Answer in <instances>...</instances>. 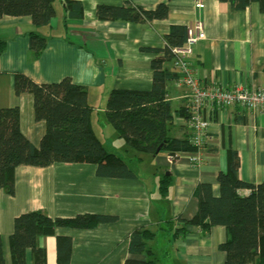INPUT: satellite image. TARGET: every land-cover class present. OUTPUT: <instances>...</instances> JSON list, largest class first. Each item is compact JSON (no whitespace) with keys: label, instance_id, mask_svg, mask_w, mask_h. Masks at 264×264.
<instances>
[{"label":"crops","instance_id":"1","mask_svg":"<svg viewBox=\"0 0 264 264\" xmlns=\"http://www.w3.org/2000/svg\"><path fill=\"white\" fill-rule=\"evenodd\" d=\"M125 1L81 0L82 18L71 19L59 0L54 4L56 16L51 26L43 29L35 27L29 16H5L0 20V41L5 43L0 57V109L18 107L24 136L39 148L47 125L35 118L33 94H16L15 75L23 74L38 84L70 78L87 88L97 137L108 151L124 158L138 176L130 180L101 178L96 167L88 163L17 167L15 194L0 190V235L6 264H14L10 237L15 218L36 210L51 218L86 214L119 218L116 223L92 229L59 228L55 235L39 237L38 245L46 250L47 264H63L58 260L59 237L73 240L69 264H125L132 257L130 235L139 227L157 232L150 243L158 250L157 264H224L227 256L219 245L227 240L225 227H214L203 235L199 227L190 226L184 237L171 244L161 231L164 223L178 217H195L199 207L196 190L201 183H210L215 195H219L217 178L228 171L231 150L239 154L241 180L254 185L264 181L262 113L234 105L209 115L205 160L198 165L191 163L190 153L174 159L166 153L142 155L130 148L105 118L112 90L152 89V61L159 56L153 50L165 46V37L174 25L189 26L197 21L205 24L206 39L195 45L190 59L202 87L264 88V13L259 3L235 9L222 0H128L148 10L166 3L169 15L164 20L145 23L98 20L99 5L120 6ZM33 31L47 37V45L38 56L30 48ZM165 66L176 70L173 59ZM179 74L180 78L170 82L166 90L174 114L171 135L184 138L191 137L188 119L182 115L184 109L188 110L189 97ZM165 177L170 184L163 195L159 188ZM158 238L168 244L160 245ZM26 260L34 264L31 250Z\"/></svg>","mask_w":264,"mask_h":264},{"label":"trees","instance_id":"2","mask_svg":"<svg viewBox=\"0 0 264 264\" xmlns=\"http://www.w3.org/2000/svg\"><path fill=\"white\" fill-rule=\"evenodd\" d=\"M222 1L230 2L235 9H244L257 2L264 13V0ZM54 2L0 0V20L5 16H29L35 27L47 28L56 16ZM62 3L69 18H82L81 0H62ZM96 15L101 21L145 23L166 19L169 6L162 3L148 10L127 0L120 6L101 4L97 7ZM186 37L187 26L174 25L165 37V46L153 50L159 56L152 61L154 76L151 90L116 89L108 95L106 121L134 150L152 156L166 153L173 158L198 151L191 143V137L171 135L174 114L166 90L170 82L180 78V74L168 69L165 64L172 61L173 48L184 45ZM4 44L0 41V57ZM46 45L45 35L36 31L31 33L30 48L35 56L40 55ZM14 88L17 95L33 94L35 118L46 122L47 131L40 147L36 148L21 130L19 108L0 109V190L15 194V170L22 165L45 168L55 163H88L96 167L97 176L101 178H138L126 160L108 151L97 137L86 87L73 83L70 78L38 84L23 74H17ZM182 113L189 119L187 109ZM205 148L206 145L203 146V152ZM239 168V154L231 150L228 171L221 172L217 178L219 195H215L210 183H201L196 190L199 207L195 217L191 220L182 217L167 220L161 230L165 232L164 238L173 244L175 239L186 235L190 226L199 227L203 235L210 233L214 227L223 226L227 231V240L219 245V249L226 253L224 264H264V181L254 185L241 180ZM169 180L165 177L160 182L159 190L163 195L168 192ZM244 190H250L251 193L244 195L241 193ZM118 220L116 216L95 214L51 218L41 210L22 214L15 218L14 232L10 237L13 263L27 264V251L31 250L34 264H47L46 250L39 247L38 239L55 235L59 228L92 229ZM156 237L157 232L146 227L135 229L129 238V253L132 257L125 264H157L158 257L150 245ZM72 241L71 237H59V262L70 263ZM139 256L145 258L140 259ZM0 264H6L1 235Z\"/></svg>","mask_w":264,"mask_h":264},{"label":"built area","instance_id":"3","mask_svg":"<svg viewBox=\"0 0 264 264\" xmlns=\"http://www.w3.org/2000/svg\"><path fill=\"white\" fill-rule=\"evenodd\" d=\"M204 39H206L205 24L197 21L194 25L187 26L185 44L172 50L174 68L182 74L180 83L187 88L189 97L188 127L191 131V143L198 149L190 153V161L194 165L201 164L205 160L202 150L209 141L211 123L209 115L224 111L234 105L241 106L251 113L264 114L263 87H234L231 89L201 86L197 71L192 67L190 59L193 56L195 45Z\"/></svg>","mask_w":264,"mask_h":264},{"label":"rangeland","instance_id":"4","mask_svg":"<svg viewBox=\"0 0 264 264\" xmlns=\"http://www.w3.org/2000/svg\"><path fill=\"white\" fill-rule=\"evenodd\" d=\"M55 3H59V0H55V2H54V4ZM59 5V4H58ZM142 155H145V153H143ZM144 167L146 168V166H145V164H144ZM164 239V238H163ZM158 241L160 242V245H163V243L165 244V245H167L168 244V242L166 241L165 242V240H160V238H158ZM157 252H156V255H157V257H158V250L156 249V246H155V248H154ZM159 258V257H158ZM158 260V259H157Z\"/></svg>","mask_w":264,"mask_h":264},{"label":"water","instance_id":"5","mask_svg":"<svg viewBox=\"0 0 264 264\" xmlns=\"http://www.w3.org/2000/svg\"><path fill=\"white\" fill-rule=\"evenodd\" d=\"M160 151H161V148L157 151V154H159L160 153Z\"/></svg>","mask_w":264,"mask_h":264}]
</instances>
